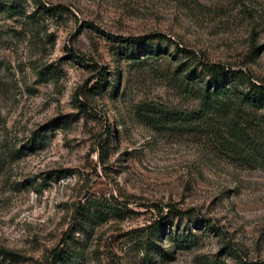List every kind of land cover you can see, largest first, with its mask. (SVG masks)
<instances>
[{"label":"rangeland","instance_id":"rangeland-1","mask_svg":"<svg viewBox=\"0 0 264 264\" xmlns=\"http://www.w3.org/2000/svg\"><path fill=\"white\" fill-rule=\"evenodd\" d=\"M242 1L0 0V264L264 262V126L198 97L200 63L264 84Z\"/></svg>","mask_w":264,"mask_h":264},{"label":"trees","instance_id":"trees-1","mask_svg":"<svg viewBox=\"0 0 264 264\" xmlns=\"http://www.w3.org/2000/svg\"><path fill=\"white\" fill-rule=\"evenodd\" d=\"M250 0H243L240 5L242 13L247 20L254 23L261 22L264 24V9H255ZM47 14H54L53 9L42 7ZM254 32H251L250 39V52L255 53L261 49L256 43ZM113 43H124L130 46H138L142 42H145L143 38H121L105 35ZM203 72L209 76L208 82L205 84L203 90L199 92V100L201 105L210 108L211 111L217 113L228 112L233 113L232 116L227 117V121L231 127H236L235 131L238 132L237 138L241 141L244 150H252V146L260 147L263 143L261 139V132L264 126V114L258 117L248 118L244 120V125H241L240 120L241 111L246 110L254 113L261 112L264 109V84L257 82L245 69H232L230 67L222 66L219 64L200 63ZM189 81L196 80L198 78L195 71H189L186 75ZM253 113H251L252 116ZM229 116V115H228ZM256 121V125H253ZM232 134V130L230 131ZM235 134V133H234ZM180 215V213H177ZM168 217L163 219L164 223L161 226L167 224ZM203 221L196 220L195 224H200ZM213 229V227H210ZM46 264H53L47 263ZM253 264H264L253 263Z\"/></svg>","mask_w":264,"mask_h":264}]
</instances>
